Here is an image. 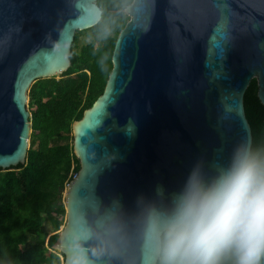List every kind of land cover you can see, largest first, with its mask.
<instances>
[{
    "label": "water",
    "instance_id": "water-1",
    "mask_svg": "<svg viewBox=\"0 0 264 264\" xmlns=\"http://www.w3.org/2000/svg\"><path fill=\"white\" fill-rule=\"evenodd\" d=\"M87 11V0H0V169L26 162L28 92L72 65L76 31L95 26ZM121 11L104 91L72 125L80 169L59 236L73 205L118 197L131 208L157 186L177 190L198 159L226 161L253 139L254 78L264 105V0H133Z\"/></svg>",
    "mask_w": 264,
    "mask_h": 264
},
{
    "label": "clouds",
    "instance_id": "clouds-1",
    "mask_svg": "<svg viewBox=\"0 0 264 264\" xmlns=\"http://www.w3.org/2000/svg\"><path fill=\"white\" fill-rule=\"evenodd\" d=\"M94 3L86 14L106 36ZM58 247L65 264H264V140L198 159L177 190L157 186L131 208L118 197L73 205Z\"/></svg>",
    "mask_w": 264,
    "mask_h": 264
},
{
    "label": "trees",
    "instance_id": "trees-1",
    "mask_svg": "<svg viewBox=\"0 0 264 264\" xmlns=\"http://www.w3.org/2000/svg\"><path fill=\"white\" fill-rule=\"evenodd\" d=\"M132 1L98 0L111 32L77 49L82 32L98 29L95 25L77 30L69 69L32 84L26 162L0 169V264H60L62 253L53 245L66 218L64 191L80 169L73 141H69L72 125L104 91L116 39L129 20L121 9ZM257 91L254 78L244 95L254 141L264 140V105Z\"/></svg>",
    "mask_w": 264,
    "mask_h": 264
},
{
    "label": "rangeland",
    "instance_id": "rangeland-1",
    "mask_svg": "<svg viewBox=\"0 0 264 264\" xmlns=\"http://www.w3.org/2000/svg\"><path fill=\"white\" fill-rule=\"evenodd\" d=\"M111 32V31H110ZM109 32V33H110ZM103 38V34L101 33H98L96 31H85V32H82L80 35H79V39H78V43H77V46H75V48L77 49H80V47L86 43H89L90 41L94 40V39H101ZM59 77V76H57ZM29 104V99H28V103L27 105ZM72 134H73V129H72ZM74 137V136H73ZM69 141H74V138L72 139H69ZM3 171V170H2ZM66 190V188H65ZM65 192V191H64ZM66 219V218H65ZM65 224V221L64 223L60 226L59 231H61L63 229V226ZM64 263V256L62 254H60V264H63Z\"/></svg>",
    "mask_w": 264,
    "mask_h": 264
}]
</instances>
